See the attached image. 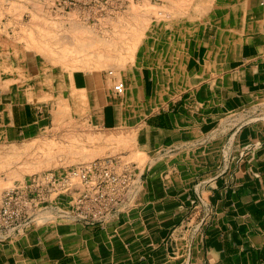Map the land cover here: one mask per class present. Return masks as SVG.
Returning <instances> with one entry per match:
<instances>
[{"label": "crops", "instance_id": "0c3cea01", "mask_svg": "<svg viewBox=\"0 0 264 264\" xmlns=\"http://www.w3.org/2000/svg\"><path fill=\"white\" fill-rule=\"evenodd\" d=\"M200 4L208 19L189 39L144 42L125 94L102 71L71 74L91 125L129 132L149 157L129 209L0 233V264H264V0ZM41 115L24 87L0 86L1 143L31 137Z\"/></svg>", "mask_w": 264, "mask_h": 264}, {"label": "rangeland", "instance_id": "374dc122", "mask_svg": "<svg viewBox=\"0 0 264 264\" xmlns=\"http://www.w3.org/2000/svg\"><path fill=\"white\" fill-rule=\"evenodd\" d=\"M201 1L0 0V37L8 35L7 60L0 53V86L14 96L24 87L42 114L41 129L31 137L0 142V195L33 174L96 159H119L142 176L149 157L134 149L129 132H99L91 125L85 90L71 87V74L102 71L114 91L115 81L126 83L124 72L144 42L166 46L204 28L208 16ZM34 62L40 71L26 70ZM52 210L38 215L36 227L61 222Z\"/></svg>", "mask_w": 264, "mask_h": 264}, {"label": "built area", "instance_id": "2783aa9c", "mask_svg": "<svg viewBox=\"0 0 264 264\" xmlns=\"http://www.w3.org/2000/svg\"><path fill=\"white\" fill-rule=\"evenodd\" d=\"M114 84L115 93L123 94L124 82L118 80ZM116 160L104 158L79 163L65 168L62 175L55 170L42 176L34 174L21 185L5 191L0 203V233L26 232L35 226L37 214L47 209L60 211L61 223H108L121 209H129L131 198L143 184L141 175H134L132 167L122 166ZM77 178L81 181L78 184L73 181Z\"/></svg>", "mask_w": 264, "mask_h": 264}, {"label": "bare ground", "instance_id": "6f19581e", "mask_svg": "<svg viewBox=\"0 0 264 264\" xmlns=\"http://www.w3.org/2000/svg\"><path fill=\"white\" fill-rule=\"evenodd\" d=\"M107 40V39H106ZM116 46V45H115ZM114 46V47H115ZM116 49V48H115ZM101 52V54H102V51H100ZM102 57V56H101ZM104 57V56H103ZM102 57V58H103ZM121 57V56H120ZM101 59V58H100ZM106 59V58H105ZM123 59V58H122ZM108 60V59H107ZM124 60V59H123ZM106 61V60H105ZM110 61V60H109ZM58 62V61H57ZM96 65V64H95ZM111 65V64H110ZM112 68V67H111ZM95 69V68H94ZM114 71H112V73H113ZM111 72H110V74H112ZM12 80V79H11ZM17 80V79H16ZM6 81V80H5ZM10 81V80H9ZM122 81V80H121ZM12 82V81H11ZM124 84H126V83H124ZM81 91H82V89H80ZM84 90V89H83ZM125 91H126V85H125V90H124V93H125ZM85 97V96H84ZM83 96H82V98H84ZM86 109V108H85ZM86 162V161H85ZM92 162V160L91 161H89V162H86V163H91ZM80 163H82V162H80ZM79 164V163H78ZM78 164H76V165H78ZM64 170L65 169H62V170H56L55 169V172L58 174V175H62L63 173H64ZM47 172V171H46ZM34 175V174H33ZM36 175H38V176H42L43 174H36ZM74 181V183H77L78 184V181L79 182H81L80 181V179L79 178H77V179H74L73 180ZM12 189V188H11ZM10 190V189H9ZM141 190V188L140 189H138V191L135 193V194H138L139 193V191ZM134 194V195H135ZM66 209H67V207H66ZM47 211H53L52 209H47ZM44 212V211H43ZM58 212V217L60 218V220H63V218L60 216V214H62L60 211H57ZM40 213H42V211L40 212ZM38 215H40V214H37V216H36V222H35V227L37 226V224L39 223V218H38ZM41 218V217H40Z\"/></svg>", "mask_w": 264, "mask_h": 264}]
</instances>
